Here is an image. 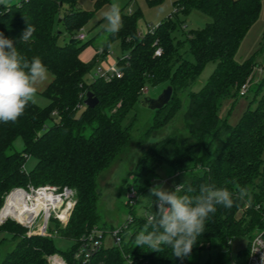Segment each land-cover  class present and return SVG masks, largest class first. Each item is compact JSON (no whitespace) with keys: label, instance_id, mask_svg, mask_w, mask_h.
<instances>
[{"label":"trees","instance_id":"16d2710c","mask_svg":"<svg viewBox=\"0 0 264 264\" xmlns=\"http://www.w3.org/2000/svg\"><path fill=\"white\" fill-rule=\"evenodd\" d=\"M76 1L21 0L0 4V32L12 39L29 61L39 57L53 74L41 92L49 100L47 105L29 104L17 122L0 123V208L9 190L28 184L67 185L76 190L77 197L68 223L56 225L58 234L73 241L69 249L59 251L53 235H27L24 226L9 219L0 224V234H4L0 249L3 243L15 242L4 251L0 264H49L46 255L52 253L61 254L68 264H84L75 258V250L81 237L93 226L100 227V173L121 158L129 146L134 108L145 94L141 92L145 85L173 86L170 101L154 110L155 126L165 125L185 108L183 119L189 137L167 135L147 143L130 172L134 179L129 189L135 192L136 199L127 202L128 217L122 226L121 243L104 245L90 264H232L229 251H219L213 261L203 263L199 262V254L207 246H227L235 236L245 235L250 240L254 229L264 226V201L261 209L254 207L261 204L257 200L264 199V80L257 83L236 123L228 122L220 113L222 100L236 99L257 64L253 58L240 62L235 53L260 11L261 0L176 1L178 9L189 12L196 8L210 17L203 27L187 30L188 48L183 53L179 50L181 41L176 42L173 34L177 24L173 17L140 35L136 14H123L119 33L109 34L107 40L109 43L120 38L126 48L125 56L115 64L121 76L110 80L97 76L90 84H86L84 74L96 62L97 54L90 61L81 60L79 54L90 41L70 42V38L86 24L91 12L75 8ZM104 1L95 0V5ZM28 24L35 29L32 41L19 43ZM64 32L68 35L59 43ZM157 46L162 48L161 55L154 54ZM210 60H217L215 69L199 90H193L194 81ZM89 90L99 98L95 107L84 103ZM49 120L51 123H47ZM18 136L24 142L22 152L13 145ZM28 155L35 158L29 170L25 167ZM162 163L172 167L167 188L170 191L180 184L198 190L202 183L234 192L240 187L248 190V195L243 200L236 199L230 209L217 205L190 256L183 259L175 257L169 247L154 252L135 245V234L145 227L147 216L158 210L155 200H147L140 214L136 204L152 188ZM246 201H251L252 206L246 215H239ZM114 227L111 225V229ZM247 256L248 249L240 250L234 264H245Z\"/></svg>","mask_w":264,"mask_h":264},{"label":"rangeland","instance_id":"374dc122","mask_svg":"<svg viewBox=\"0 0 264 264\" xmlns=\"http://www.w3.org/2000/svg\"><path fill=\"white\" fill-rule=\"evenodd\" d=\"M19 1L21 0H6V3L13 4L18 3ZM176 1L178 0H105L102 4L96 6L95 0H77L75 8L85 9L91 12V16L83 26L86 39L89 40L90 43L83 49V51H81L79 57L81 60L84 59L83 61L88 60L90 54L93 53V47L96 48L95 50L97 52L95 53L97 54L96 62L84 74L86 84H90L95 77L103 75L108 69L115 66L117 60L124 57L127 52L126 48L123 47L120 38L109 41V43L107 42L109 33L105 31L106 21L102 17L113 2H118L120 4L121 16L123 14H136L139 30L153 27L169 18V16L176 19L177 24L175 29H173V34L176 42L181 41L179 50L182 53L185 52L188 48V42L186 40L187 30L190 28L203 27L205 23L210 20V17L196 8H192L189 12L184 11L182 8L177 9L175 4ZM56 29L58 30L57 27ZM67 35L68 33L64 32V35L59 37L58 42L63 43L65 40L64 38ZM95 54L93 57H95ZM187 56L192 59L191 54H187ZM235 58L240 62L253 58L257 64L252 73V77L246 80L249 85L246 92H241V86L238 93L239 95L236 99L225 98L222 100L220 113L232 124L238 121L243 111L247 108L249 101L253 97V92L257 83L264 80V0H261V8L257 17L248 26L238 45ZM216 64L217 60H210L205 64L192 85L193 90H199L203 86L215 69ZM51 77L52 72L49 71L48 79L37 86L38 92L36 99L37 104L40 106H45L49 102L48 98L44 96L41 91L48 84ZM144 87L146 88V92H143L145 93L144 95L150 97H157L163 90L162 85H145ZM179 94L182 97L185 96L184 91H180ZM81 109L82 108L79 109V112ZM184 109L178 111L165 125L155 126L154 110L148 106L141 105L140 102L135 106L134 112H136V115L130 131L132 138L129 146L122 154V157L117 159L106 170L102 171L99 176L101 194L97 205V211L99 214V220L97 222L100 224V228L105 231V246L114 244L111 230L115 227L122 226L125 219L128 217L129 206L127 202H129L130 198H133L132 190H130L129 187L132 189L134 179V175L130 172L134 168L135 163L138 161L141 154L145 151L147 143L167 135H177L180 138L189 137L183 119ZM47 123H51V121L49 120ZM145 132H148V136H145ZM140 138H143L144 140L140 141ZM13 145L17 151H23L24 142L20 136L14 140ZM34 164L35 158L32 155H28L25 161L26 169L29 170ZM157 172V177L152 181V187L161 184L167 189L173 175L172 167L168 163H162L158 167ZM46 184L60 186L52 183ZM134 197L136 198V194ZM147 200L156 201V198L151 196L150 191H147L142 197H140L136 204L137 212L139 214L143 212V204ZM253 201H256V199ZM257 201L263 204L262 201H264V199L260 198V200ZM251 206V201H246L238 214H242V216L246 215V212ZM56 225H60V222L52 220V227H57ZM111 225L115 227L111 229ZM262 228L263 226H257L254 229L253 234ZM3 235L4 234L1 233L0 237ZM53 241L59 251L67 250L73 244L71 239L60 234H54ZM14 242L15 240L1 245L0 259L3 257L4 251L9 249ZM248 243V236L239 235L231 238L227 246H222L221 248H216L212 245L207 246L199 254V262L213 261L219 251H222L223 253L229 251L232 264H234L239 251L248 249Z\"/></svg>","mask_w":264,"mask_h":264},{"label":"clouds","instance_id":"9594fccd","mask_svg":"<svg viewBox=\"0 0 264 264\" xmlns=\"http://www.w3.org/2000/svg\"><path fill=\"white\" fill-rule=\"evenodd\" d=\"M5 3L0 0V4ZM102 18L106 21L105 31L111 36L118 34L122 27L120 4L113 2ZM34 32L28 24L19 43H30ZM48 77L49 69L39 57L29 61L14 41L0 32V123L17 122L29 104H36L37 86ZM149 191L156 198L158 210L147 216L145 227L135 234V245L154 252L169 247L180 259L190 256L217 205L230 209L236 199L243 200L248 195L245 187L234 192L213 183H202L198 190L180 184L171 191L157 184Z\"/></svg>","mask_w":264,"mask_h":264},{"label":"built area","instance_id":"2783aa9c","mask_svg":"<svg viewBox=\"0 0 264 264\" xmlns=\"http://www.w3.org/2000/svg\"><path fill=\"white\" fill-rule=\"evenodd\" d=\"M178 9V7H177ZM155 26L148 27L139 31L140 35L145 34L148 30H154ZM75 37L81 41L86 40V34L83 27L78 31ZM162 48L157 46L154 50L155 55H161ZM260 68V67H259ZM106 80H110L114 76H121V72L115 69V66L108 69L103 75ZM248 83H244L241 92L245 93ZM141 92H146V88L142 87ZM22 190L28 196V206L24 211L19 213V218L14 216L0 217V224L11 219L26 228L27 235L52 236L58 234L57 227H52V220H57L60 225H66L70 219L71 213L76 205V190L67 185H33L28 184L26 187L17 186L12 188L5 196L4 203L0 208V212L5 207L8 197L15 191ZM135 201V192L132 190ZM256 209H261L262 204H256ZM23 214V215H22ZM21 215V216H20ZM123 226V225H122ZM122 226L115 227L111 230L115 244H120L122 240ZM105 231L93 226L83 237L79 239L77 249L75 250V258L80 259L84 264H90L92 258L104 246ZM49 264H68L65 258L58 253L46 255ZM245 264H264V226L256 231L249 240L248 256Z\"/></svg>","mask_w":264,"mask_h":264},{"label":"water","instance_id":"95a60500","mask_svg":"<svg viewBox=\"0 0 264 264\" xmlns=\"http://www.w3.org/2000/svg\"><path fill=\"white\" fill-rule=\"evenodd\" d=\"M77 38L75 36L70 38V42H76ZM173 94V86L167 85L157 97H150L144 95L140 99V103L143 106H148L149 108L156 110L163 108L171 99ZM84 103L87 106L95 107L99 103V98L92 91L86 92V97Z\"/></svg>","mask_w":264,"mask_h":264},{"label":"bare ground","instance_id":"6f19581e","mask_svg":"<svg viewBox=\"0 0 264 264\" xmlns=\"http://www.w3.org/2000/svg\"><path fill=\"white\" fill-rule=\"evenodd\" d=\"M28 196L22 190L13 192L9 197L8 201L0 212V217L14 216L19 218V213L25 210L28 206ZM23 215V214H22ZM21 216V215H20Z\"/></svg>","mask_w":264,"mask_h":264},{"label":"crops","instance_id":"0c3cea01","mask_svg":"<svg viewBox=\"0 0 264 264\" xmlns=\"http://www.w3.org/2000/svg\"><path fill=\"white\" fill-rule=\"evenodd\" d=\"M141 30H142V29H140L139 31H141ZM95 49H96V48L93 47V53H91L89 59H88V60H85V61H90V60L93 58L94 54L96 53V50H95ZM83 60H84V59H83ZM52 79H53V74H52V77H51V79L49 80L48 84L50 83V81H51ZM48 84H47V85H48ZM47 85L43 88V90L47 87ZM43 90H42V91H43ZM42 91H41V92H42Z\"/></svg>","mask_w":264,"mask_h":264}]
</instances>
